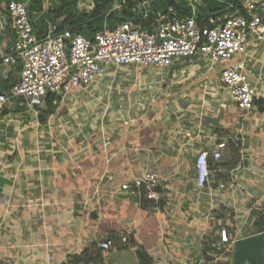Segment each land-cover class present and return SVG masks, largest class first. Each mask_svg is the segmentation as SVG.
<instances>
[{"label":"crops","instance_id":"crops-1","mask_svg":"<svg viewBox=\"0 0 264 264\" xmlns=\"http://www.w3.org/2000/svg\"><path fill=\"white\" fill-rule=\"evenodd\" d=\"M78 1L81 9L92 7V0ZM135 1L153 22L171 8L196 19L208 10L216 21L241 13L236 0ZM237 1L246 10L249 0ZM42 2L32 19L40 36L60 22L44 16L60 0ZM43 16L47 21L39 28L36 20ZM15 38L0 2V47L11 53ZM232 62L243 65L255 92L252 110L234 101L221 65L202 56L178 57L167 68L103 65L88 86L46 97L40 107L5 108L0 264H69L85 252L97 257L96 264H140L138 245L153 264H212L230 257L236 239L258 233L264 208V40L250 33L246 51ZM20 73L21 64L0 60V90L10 89ZM223 141V155L211 159V179L199 189L197 155ZM149 170L161 175V200L121 189ZM213 235L225 249L205 253L206 236ZM100 241L113 245L105 250Z\"/></svg>","mask_w":264,"mask_h":264},{"label":"built area","instance_id":"built-area-1","mask_svg":"<svg viewBox=\"0 0 264 264\" xmlns=\"http://www.w3.org/2000/svg\"><path fill=\"white\" fill-rule=\"evenodd\" d=\"M245 5V13L223 21L210 18L206 26H201L195 16L176 15L171 8L149 28L128 20L115 28L104 27L91 40L70 28L60 30L59 24H52L45 35L38 36L26 1L11 0L8 12L16 38L11 53L0 47V60L6 65L21 64V73L10 89L0 90V114L12 103L19 107H40L49 94L65 95L76 87L88 86L97 79L103 65L167 68L178 57L192 56L207 57L221 65L222 82L234 101L241 109L252 110L255 92L242 70L243 65L233 63L232 59L237 53L246 51L250 33L264 40V3L249 0ZM225 146L223 141L215 149H203L197 155L199 189L209 183L211 159L219 160ZM160 187L161 175L152 170L121 185L123 191L140 195L144 192L143 197L156 201L163 197ZM122 240L128 242L129 237L125 235ZM112 245V241L99 243L105 250ZM210 245L220 252L225 249L223 244L216 242Z\"/></svg>","mask_w":264,"mask_h":264},{"label":"trees","instance_id":"trees-1","mask_svg":"<svg viewBox=\"0 0 264 264\" xmlns=\"http://www.w3.org/2000/svg\"><path fill=\"white\" fill-rule=\"evenodd\" d=\"M9 1L11 0H0L1 5L7 9V11ZM120 1L121 4H118L117 0H92L91 8L81 9L79 7L78 0H60L59 4L50 6L48 11L45 12V16H47L52 22L60 21L58 22L60 30L70 28L74 32L80 33L91 40L94 39L95 33L104 27L108 26L110 28H115L118 24L128 20L140 23L144 28H149L152 25L154 16L148 15L147 17H143V14L140 11L141 9H137V1ZM170 4H173L175 8L178 9L174 2ZM43 5L44 3L42 0H32L30 15L32 16L34 11H41L43 9ZM236 6L239 8L241 13L246 12L237 0ZM198 15L197 22L201 26L209 25L210 18H215V15H211L208 10L204 9H201ZM54 96H56V94H49L47 97L52 100ZM257 229L259 232L264 231V208L258 212ZM210 248V245H208L205 249V253L206 250H209ZM137 254L140 259V264H153V258L148 254L145 247L138 245ZM86 257L87 252L83 253L81 257L69 264H76L87 259H90L87 264H96L97 257ZM221 264H231L230 257H228Z\"/></svg>","mask_w":264,"mask_h":264},{"label":"water","instance_id":"water-1","mask_svg":"<svg viewBox=\"0 0 264 264\" xmlns=\"http://www.w3.org/2000/svg\"><path fill=\"white\" fill-rule=\"evenodd\" d=\"M31 5V1H28L29 11ZM230 262L231 264H263L264 231L236 239L230 255Z\"/></svg>","mask_w":264,"mask_h":264},{"label":"rangeland","instance_id":"rangeland-1","mask_svg":"<svg viewBox=\"0 0 264 264\" xmlns=\"http://www.w3.org/2000/svg\"><path fill=\"white\" fill-rule=\"evenodd\" d=\"M82 2H84L86 5H87V1H89V0H81ZM9 3H10V1L8 2V6H9ZM9 13V12H8ZM35 13H36V11H34L33 12V14H32V19L34 18V20H35ZM44 16H45V13H44ZM44 16L43 17H39V19L38 20H36V22H37V24L39 25V28L42 26V25H45V21H47V20H45V18H44ZM47 19H49L47 16H45ZM37 18V17H36ZM42 18V19H41ZM34 20L32 21V23L34 22ZM33 26H35V22H34V25ZM36 32V31H35ZM37 33V32H36ZM37 35L38 36H40L38 33H37ZM214 236V235H213ZM206 240L208 241V244L210 245V243H211V241L212 240H216V241H212V242H216V243H218V244H220V241H222V240H220L219 238H218V236H214L213 238L212 237H210V236H206ZM210 247H211V245H210ZM211 249L212 250H214V251H217V252H220V250L217 248V247H211ZM225 260H223V259H218L216 262H214V263H212V264H221L222 262H224Z\"/></svg>","mask_w":264,"mask_h":264}]
</instances>
